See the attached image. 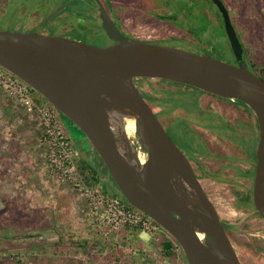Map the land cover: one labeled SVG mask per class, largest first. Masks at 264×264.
Masks as SVG:
<instances>
[{
	"label": "water",
	"instance_id": "obj_1",
	"mask_svg": "<svg viewBox=\"0 0 264 264\" xmlns=\"http://www.w3.org/2000/svg\"><path fill=\"white\" fill-rule=\"evenodd\" d=\"M211 1L222 17L236 64L126 38L103 12L102 27L115 44L97 47L70 37L0 29V67L79 128L130 206L179 244L186 264H242L190 161L133 82L162 78L239 100L251 110L258 126L253 202L264 220V80L247 68L224 3ZM122 117L134 120V140ZM196 234L203 235L201 240Z\"/></svg>",
	"mask_w": 264,
	"mask_h": 264
},
{
	"label": "rangeland",
	"instance_id": "obj_2",
	"mask_svg": "<svg viewBox=\"0 0 264 264\" xmlns=\"http://www.w3.org/2000/svg\"><path fill=\"white\" fill-rule=\"evenodd\" d=\"M224 1L230 12V17L237 23L242 36L247 35L251 42L257 41L264 45V0ZM195 2L197 6L193 7L192 12L199 13L203 9H207L209 13L213 12L212 9L216 11L210 2L205 0H195ZM62 4L65 7L60 10L61 14L55 15L42 30L45 34L65 37L68 34H79L78 30L75 31L73 27V30L67 32L62 30L64 24L68 26L69 22L72 21L71 19L75 20L76 29H78V23L83 26L85 23H91V19L85 12L88 9L84 0L69 2L68 0H0V29L27 31L29 24H32V10H35L39 16H43V20H45L52 11ZM192 5L186 2L185 6L178 4L177 8L188 11V8H192ZM34 15L36 14L34 13ZM77 16L81 19H77ZM211 18L214 19L215 17L211 15ZM200 20L201 18L197 21L202 26L210 28L206 31L208 34L206 33L205 36L203 35L200 38H193L186 31L168 27L165 23L154 24L150 28L145 27L137 35L139 38L147 40L176 36L186 41H158L155 43L195 53L205 52L209 56L234 64L236 59L231 51L225 47L228 40L225 37L224 28L215 25L220 29V32L216 33L219 31L216 27L214 35L213 24H207L203 19ZM81 32H83L82 36L89 38L93 43H101V40L93 38L90 32L87 33L85 30H81ZM78 34L76 37L84 38ZM201 38L206 43H211L213 50L201 49L193 43L197 39L200 44H204ZM190 42L193 44H190ZM148 80L147 78H137L135 81L140 88L142 84L148 85ZM152 83L155 86L157 81L152 80ZM173 85L176 86L177 90L171 94H166V100L169 106L174 107V110L171 108L166 113H171L169 116L172 117L173 115L179 117L184 114L183 108L180 107L186 105L185 110L190 113L188 116L196 115L195 105L198 103L196 97L201 91L183 84ZM144 88L150 91V88L153 87L144 85ZM168 89L171 88H165V90ZM165 90L156 89L162 98L166 97ZM31 95L34 102L39 100L40 103L46 104L38 97L36 92H31ZM142 95L145 97L143 93ZM188 99L193 101L186 104L185 100ZM205 103L204 100H201L202 105H205ZM13 104L0 87V108L5 107L10 108L8 111L12 110L10 116L0 114V186L3 187L2 184H8L6 189L3 187L5 189L2 192L4 199L2 196L0 198V235H2L1 232H4L13 237V240H0V264H186L179 252L180 250L177 251V255L174 257H161L159 241L163 239L162 236L166 237L168 235L167 232H161L159 236H151L142 231L140 233L142 242L128 237V240L117 243L119 249L116 251L109 245H102V250L88 247V244L82 246L83 241L87 240L88 235H91V231L95 236H100L103 242V239L112 240L115 232L103 236L99 229L91 224L86 216L85 200H81L75 195L69 182L61 181L51 172L50 164L46 160L45 148L39 141L42 132L39 118L36 114H30L20 106L15 108ZM152 106L154 109H158L155 102L152 103ZM214 106L220 111H227L225 106H217L216 103H214ZM197 115H200L201 119V115L205 116L202 112L197 113ZM228 116L232 117L233 115ZM177 117L173 119L169 126L165 127V130L173 141L179 145L181 151L191 157L194 150L199 149L200 142L193 130L189 128V123L183 120L182 117ZM60 119L67 129L70 143L75 149V164L78 165L81 160L85 159L92 165L101 166L100 159L89 150L90 146L79 128L62 114ZM167 122H170V119ZM197 130L200 129L197 128ZM29 133L31 134L28 135ZM130 138L135 139L132 135ZM222 151L229 154L230 148L224 145ZM29 155L36 157V162L35 160L32 163L24 161L25 157H29ZM16 157L18 161L22 160V162L14 160ZM30 161H32L31 157ZM211 166L217 170L224 169V177L234 176L235 172L226 166L225 159H219ZM197 167H199V164ZM13 168H16V171L22 176L20 177L16 172H12L16 175L18 189L16 194L9 190V182H12L10 181L12 179L10 173ZM200 182L215 204L221 219L232 226L228 228L229 238L241 263L264 264V254L258 250L259 245H264L263 219L255 213L242 212L235 208V198L231 192L232 184L207 179L200 180ZM12 183L15 188V181ZM239 183L242 189L249 187V182L239 180ZM98 185L103 189L105 188L108 193L116 191L114 184L110 179H106L105 174L100 176ZM25 194L29 198H25ZM14 237H17V239ZM153 238H157V240H153ZM30 240L32 247L29 248L30 250L25 249L24 246ZM148 241L151 245H143ZM118 245L116 246L118 247ZM117 251H120L121 256H116Z\"/></svg>",
	"mask_w": 264,
	"mask_h": 264
},
{
	"label": "flooded vegetation",
	"instance_id": "obj_3",
	"mask_svg": "<svg viewBox=\"0 0 264 264\" xmlns=\"http://www.w3.org/2000/svg\"><path fill=\"white\" fill-rule=\"evenodd\" d=\"M205 1L210 2L215 7L216 11L211 8L212 9L211 11H213L212 13L207 12V9H203L199 13L192 12L193 7L197 6L195 0H84L85 6L88 9L85 12L86 15H88L89 18L91 19V23L90 22L85 23L84 26L78 23L77 24L78 29H76L75 20L71 19L72 21L69 22L68 26H65L64 24V28L62 30H66L64 32H67L73 30L72 29L73 27L75 31L78 30L79 34L78 33L77 34L80 37H84V38L76 37L77 34L76 35L68 34L66 37L74 38L88 45L97 46V47H107L113 45L116 43V41L109 37V35L103 29L101 24L102 23L101 14L104 12L105 15L111 20L112 24L115 26L117 31L122 36L130 39H136L150 43H155L158 41H174V40L186 41L185 39L178 38L176 36H168L158 40H147L138 37L137 33H139L141 29L145 27L150 28L151 26H154V24H162V23H165V25H167L168 27H173L174 29L176 28L178 30H184L190 35H192L193 38H197V37L200 38L203 35L205 36V34L207 33L206 31H208V29L210 28L206 26H202L201 23L197 21L199 18H201V20L203 19L204 21H206L207 24L208 23L213 24L214 29L212 28V30L215 35V28H216L215 25L219 24V27H222L220 26L221 25L220 21H222V17L216 5L211 0H205ZM221 1L226 6L225 1L224 0ZM186 2L193 4L192 8L191 7L188 8V11H185V9L180 10L177 8L178 4H183L185 6ZM59 12L56 15L61 14V12L60 13ZM31 13L33 15V19L31 22L32 24H29V28L27 29V31H20V30H12V31L24 32V33L39 32L45 34V32H43L42 30L45 28V25L48 24L47 22H49L53 17L48 21H45L43 20V16H39L35 10H32ZM34 13L36 15H34ZM211 15L215 17L214 19L216 21H213L214 19L211 18ZM77 19H81V18L77 16ZM81 30L82 31L85 30L87 33L90 32L91 36L95 39L101 40V43H97V44L93 43L89 38L82 36L81 34L83 32H81ZM219 32L220 29L216 33L218 34ZM51 36H59V35L51 34ZM225 37L227 36L225 35ZM201 41L204 44H200L197 41V39L193 43L198 45V47L201 49L213 50L212 49L213 46L211 43H206V41H204L202 38ZM193 43L190 42V44ZM234 64H236V61ZM147 79H149L148 80L149 84L148 85L142 84L140 88L136 85L135 80H137V78L133 79V82L137 90L139 91L140 95L145 100L148 98L147 96L148 93L154 94L153 102L156 103L158 109H154V107L152 106L153 103L152 101L151 102H149V100L146 101L152 107L155 116L160 120L163 126L164 127H166L167 125L169 126L170 123L173 121V119H176L175 117L177 116L174 117L173 115L172 117L169 116V114L171 113H166L167 111L169 112V110L172 108V106H169V103L166 100L167 99L166 94L168 93L171 94L175 90H177L176 86H174L171 83L162 81V78H155V79L147 78ZM152 80L157 81L155 86L153 85ZM144 85L153 88L152 89L150 88V91H148L146 88H144ZM167 87H170L171 89L165 90V88ZM156 89L165 90L164 94L166 97L162 98L161 94H159L156 91ZM142 93L145 95V97L142 95ZM200 99L206 102L205 105L201 104ZM192 101L193 100L191 99L185 100L186 104ZM196 101L198 102L195 105V110H197V113L202 112L205 114V116L201 115L202 119L200 115H197V113L196 115L194 114L192 116H188V114L190 113L187 110H185L186 105H182V107H180L183 108L184 114L179 116L182 117L183 120L189 123L188 124L189 128L193 130L197 139L200 142V146H198L199 149L194 150L193 155L191 157L187 156V154L183 152L184 155L190 161L193 170L195 172V175L197 176L200 174L199 167H197L198 164L199 166L202 165L201 172H203L205 176L197 177L198 179L214 180L217 182H225V183L228 182L230 185L233 183L231 185L232 187L236 186L237 188H239L240 191L250 192L252 203L255 208L253 202V177H254L255 162H256L255 147L257 146V141H258V126L253 113L248 109V107L244 103H241V101L239 100L223 98L202 90L201 93L196 97ZM214 103H216L217 106L219 105L223 107L225 106L227 111L224 112V110L223 111L218 110L217 108H215ZM228 115H233V116L230 117ZM169 119L170 122H167ZM197 128L200 129L201 131L197 130ZM173 142L175 143V141ZM175 144L177 145V147L179 146L177 143ZM224 145L225 146L227 145L230 148L229 154L223 153L222 149ZM252 157H254V159H252ZM219 159H223V160L225 159L226 166L233 169V171H235L234 176L224 177L225 176L223 171L224 169L223 170L213 169L211 165L214 164ZM237 167L243 169L244 171H251L252 177L248 178L246 176L236 175ZM225 179L230 180V182ZM239 180L249 182V187L242 189ZM203 189L207 194L208 198L210 199V201L212 202V204L215 206L209 194L207 193L206 189L204 187ZM238 211H242V210H238ZM242 212L254 213V211H242ZM256 215L260 217L258 212ZM230 227L232 226L231 225L224 226V229L228 234V236H229L228 228ZM262 248L264 249V245L262 246L259 245L258 250L259 251L261 250L260 252L264 254Z\"/></svg>",
	"mask_w": 264,
	"mask_h": 264
},
{
	"label": "built area",
	"instance_id": "obj_4",
	"mask_svg": "<svg viewBox=\"0 0 264 264\" xmlns=\"http://www.w3.org/2000/svg\"><path fill=\"white\" fill-rule=\"evenodd\" d=\"M0 87L9 99L30 114H36L41 124L40 144L45 148L51 172L61 181L71 184L75 195L86 202V216L103 236L126 228H136L141 233L159 236L162 229L149 216L130 206L122 199L105 193L99 185L88 184L77 165L76 152L70 143L60 114L45 103L33 101L30 87L19 78L0 67Z\"/></svg>",
	"mask_w": 264,
	"mask_h": 264
},
{
	"label": "trees",
	"instance_id": "obj_5",
	"mask_svg": "<svg viewBox=\"0 0 264 264\" xmlns=\"http://www.w3.org/2000/svg\"><path fill=\"white\" fill-rule=\"evenodd\" d=\"M263 17H264V14H263ZM220 22H221L220 26H222L223 25L222 21H220ZM231 22H232V26L235 29L237 37H238V39H239V41L241 43V46H242V49H243V54H244L243 57H244V60L246 62L247 68L252 73H254L255 75L259 76L260 78H262L264 80V45L260 44V42H257V41L251 42L250 39L247 38V35L242 36V34L239 32V27H237V23L235 22V20H233V18H231ZM217 26L219 27V25H217ZM218 27H217V29H219ZM227 43L228 44H226L225 47L228 50H230L231 53L233 54L232 49H231V44H230L229 40L227 41ZM198 54H205V52L198 53ZM233 56H234V54H233ZM234 58H235V56H234ZM162 81L167 82V83H171V84H181V83H177V82H173V81H169V80H165V79H162ZM183 85H185V84H183ZM185 86H188V85H185ZM188 87H192V86H188ZM192 88H195V87H192ZM195 89H197V88H195ZM197 90H199V89H197ZM30 91L33 92V93L36 92L32 88H30ZM36 94L38 95V97L43 102H46V104L50 108H54L41 94H39L38 92H36ZM153 95L154 94L148 93L147 96H148L149 99L147 98L146 100H149V102H151V101L153 102V99H154ZM36 102L40 103L39 100L36 101ZM55 110H57V109H55ZM58 114H60L59 111H58ZM83 136L86 139L88 145L90 146L89 150H91V152L95 153L98 156V158L100 159V162H101V166H99V167L90 164L85 159L81 160L78 163V165H77L78 170L82 174L84 180L88 184L98 185V182L100 180V176L102 174H105L106 179H110L112 181V183L114 184V186L116 188V191H114V193H108V191L105 188L104 189L102 188V190L105 193H108V194H111V195H113L115 197H118V198L122 199L124 202H126L127 204H129L128 201L124 198V196L119 191L117 185L113 181L109 171L107 170L105 164L103 163V161L100 158V156L98 155V153L95 151L93 146L90 145V142L88 141V139L85 137L84 134H83ZM242 142H243V140H242ZM252 159H254V157H252ZM201 168H202V166L200 165L199 166L200 174L197 175L196 177L205 176V174L203 172H201L202 171ZM236 175H242V176H246V177L249 178V177H252V172L251 171H244L243 169H240L239 167H237L236 168ZM225 180H227V179H225ZM227 181L230 182V180H227ZM231 192H232V194L235 197V205H236L235 208H237L238 210H242V211H254V213L257 214V210L254 208L253 203H252V198H251L250 192H248V191H240L239 188H237L236 186H233L231 188ZM221 222H222V224H224V226H229V224L226 223L225 221H223L222 219H221ZM126 229H135V230L139 231L136 228H126ZM162 237H163V239L159 241L161 257L162 258H164V257H166V258L174 257L175 255H177V251L180 250L179 252L181 253L183 260L186 262L184 254H183L182 249L180 248L179 244L172 237H170L169 234L166 237H164V236H162ZM262 250L264 252L263 248H262Z\"/></svg>",
	"mask_w": 264,
	"mask_h": 264
},
{
	"label": "crops",
	"instance_id": "obj_6",
	"mask_svg": "<svg viewBox=\"0 0 264 264\" xmlns=\"http://www.w3.org/2000/svg\"><path fill=\"white\" fill-rule=\"evenodd\" d=\"M13 103V102H12ZM14 106H15V108L17 107V105H15V104H13ZM8 109H10V108H5V107H3V108H0V114H2L3 116H6V115H11V113H12V110L11 111H8ZM8 114H7V113ZM10 112V113H9ZM9 115V116H10ZM31 133H29L28 135H30ZM30 138H31V136H30ZM30 157H31V160L32 161H30ZM14 160H16L17 162H22V160H19L18 161V158L16 157ZM33 160H35V162H36V160H37V158L36 157H32V155H29V157H25V160L24 161H27V162H30V163H32V162H34ZM33 166V165H32ZM12 172H16L20 177H22L17 171H16V168H13L12 169V171H11V175H12V179L10 180V181H12V182H14L15 181V188H14V185H13V183L11 182H9V190L12 192H14L15 194H16V190H18L17 189V186H16V175L15 174H12ZM30 177V176H29ZM1 183V182H0ZM3 185V187L6 189L7 187H8V184L7 185H4V184H2ZM3 187H1L0 186V198H2L3 196H2V192H3V190H5V189H3ZM6 194V193H5ZM2 196V197H1ZM25 198H29V196L28 195H26L25 194ZM3 199H4V197H3ZM32 226V225H31ZM140 231H137V230H135V229H123V230H121V231H119V232H115V233H113L114 235H113V239L111 240H107V239H103L104 240V242L100 239V236L98 237V236H95L94 235V233L91 231L90 232V234L91 235H88L89 237L87 238V240H84L83 241V244H82V246H85V245H87L88 247L89 246H91V248H95V249H101L102 250V245H104V246H111L112 248H114L113 250L114 251H116V250H118L119 249V245L117 244V243H120V242H124L125 240H128V237H130V238H135L136 240L138 239L140 242H142L141 241V238H140ZM1 234L2 235H0V240H5V239H12L13 237L12 236H10V235H8L7 233H4V232H1ZM31 236V235H30ZM94 236V237H93ZM151 237V236H150ZM14 238H16L17 239V237H14ZM152 239V238H151ZM13 240V239H12ZM153 240H157V238H153ZM6 241V240H5ZM86 241V242H85ZM123 244V243H122ZM116 245H118V247L116 246ZM143 245H151V243L148 241V242H146V243H143ZM25 246H29V247H25ZM24 246V248L25 249H29V248H31L32 247V243H31V240H30V242L28 243V244H26ZM30 250V249H29ZM133 253V252H132ZM75 254V253H74ZM121 256L120 255V251H117L116 252V256Z\"/></svg>",
	"mask_w": 264,
	"mask_h": 264
},
{
	"label": "bare ground",
	"instance_id": "obj_7",
	"mask_svg": "<svg viewBox=\"0 0 264 264\" xmlns=\"http://www.w3.org/2000/svg\"><path fill=\"white\" fill-rule=\"evenodd\" d=\"M122 123H123L124 129L126 131V134L128 136H131V134L133 135L134 131H135L134 120L127 118V117H122ZM202 236H203L202 234H196V237L199 240H201Z\"/></svg>",
	"mask_w": 264,
	"mask_h": 264
}]
</instances>
